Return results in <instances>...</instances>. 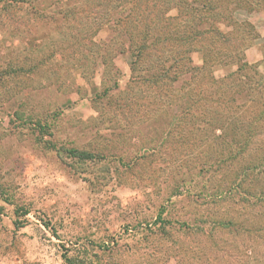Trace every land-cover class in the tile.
Wrapping results in <instances>:
<instances>
[{
	"label": "rangeland",
	"instance_id": "374dc122",
	"mask_svg": "<svg viewBox=\"0 0 264 264\" xmlns=\"http://www.w3.org/2000/svg\"><path fill=\"white\" fill-rule=\"evenodd\" d=\"M67 1L0 0V264H264V0L196 5L172 85L131 71L130 5L83 43Z\"/></svg>",
	"mask_w": 264,
	"mask_h": 264
},
{
	"label": "trees",
	"instance_id": "16d2710c",
	"mask_svg": "<svg viewBox=\"0 0 264 264\" xmlns=\"http://www.w3.org/2000/svg\"><path fill=\"white\" fill-rule=\"evenodd\" d=\"M75 1L83 7L81 9L82 13L80 14L83 19H87L85 16L89 17L90 15H93L94 19H96V23L93 25L94 27H88L90 26L88 22L81 23L80 26H83L81 29L82 33L79 35L83 43L88 41L90 32L93 28H95V30H100L102 28L108 15L112 11H119L129 5L131 6L127 14L114 22V29L116 28L119 31L117 32L118 35L121 34L126 36L125 41L128 43L127 48L132 56V62L130 64L132 72H138L140 69L152 71V80L154 84L169 82L172 85L178 82L182 76L186 74L190 75L198 70L196 67H190V59L188 58L190 50H193V47L189 48L185 53L181 51V48L174 51L167 48L177 44H181L182 46V44L185 45L188 42L189 45H191V43L196 42L197 39L203 42L209 35L210 29H208V32H206V30L201 32L194 31V28H196L198 24L200 25L202 20L205 19L204 15H199V11L195 6L201 5L202 9L205 8L207 11L211 9V0H187L188 2H186V0H74V2ZM171 2H173L172 7L170 5ZM188 4L190 5L189 7ZM172 9H178V15H176V17L172 15L169 16L168 12ZM90 10L95 11L92 12ZM68 12L72 16L75 15V13ZM143 22L146 23H144L142 27ZM215 32L216 37L222 39L216 29ZM212 39L216 41L215 36ZM208 47L212 50H216L211 46ZM208 51L205 52L207 53ZM102 62L105 65V61ZM167 65H169V67H167ZM173 67H175L174 70L171 74H168ZM179 69L182 70L179 71ZM72 154L75 155L76 152H72ZM81 157L85 160L91 156L82 153Z\"/></svg>",
	"mask_w": 264,
	"mask_h": 264
}]
</instances>
